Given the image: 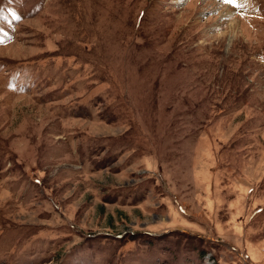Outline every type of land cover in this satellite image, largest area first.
<instances>
[{
    "label": "rangeland",
    "instance_id": "rangeland-1",
    "mask_svg": "<svg viewBox=\"0 0 264 264\" xmlns=\"http://www.w3.org/2000/svg\"><path fill=\"white\" fill-rule=\"evenodd\" d=\"M0 264H264V0H0Z\"/></svg>",
    "mask_w": 264,
    "mask_h": 264
},
{
    "label": "snow or ice",
    "instance_id": "snow-or-ice-1",
    "mask_svg": "<svg viewBox=\"0 0 264 264\" xmlns=\"http://www.w3.org/2000/svg\"><path fill=\"white\" fill-rule=\"evenodd\" d=\"M227 3H235L236 0H226Z\"/></svg>",
    "mask_w": 264,
    "mask_h": 264
}]
</instances>
